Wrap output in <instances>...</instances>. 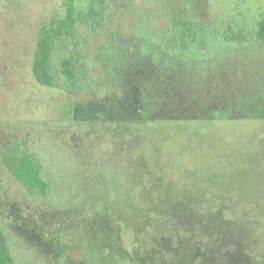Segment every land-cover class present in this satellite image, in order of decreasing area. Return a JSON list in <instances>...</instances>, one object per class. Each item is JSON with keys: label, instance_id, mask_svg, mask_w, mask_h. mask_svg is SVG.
Returning a JSON list of instances; mask_svg holds the SVG:
<instances>
[{"label": "rangeland", "instance_id": "374dc122", "mask_svg": "<svg viewBox=\"0 0 264 264\" xmlns=\"http://www.w3.org/2000/svg\"><path fill=\"white\" fill-rule=\"evenodd\" d=\"M76 4L78 11L102 4L113 29L98 39L107 65L98 94L73 95L33 78L38 27L60 13L61 0H0V229L12 256L21 264H204L198 214L217 206L224 188L237 206L238 178L248 197L264 201V118H256L264 116V40L256 38L264 0ZM182 34L195 45L158 63L166 81L185 87L174 110L222 117L125 121L135 107L116 86L142 58L154 66L163 43ZM62 51L57 45L52 56L57 77ZM14 139L41 161L46 195L29 194L4 167L1 149ZM252 179L258 193L247 186ZM170 209L179 213L169 220ZM173 240L181 243L178 259L155 252Z\"/></svg>", "mask_w": 264, "mask_h": 264}, {"label": "trees", "instance_id": "16d2710c", "mask_svg": "<svg viewBox=\"0 0 264 264\" xmlns=\"http://www.w3.org/2000/svg\"><path fill=\"white\" fill-rule=\"evenodd\" d=\"M106 13V7L102 4L91 5L84 11H78L76 0H61L60 13H54L43 20L38 27L31 63L34 80L40 85L62 88L73 95L98 94L106 83L104 78L107 75L105 73L107 65L102 58L103 50L101 49L103 48L100 49L103 44L98 43V39L103 33H108L107 36L113 33ZM185 34L180 37L172 36L163 43L164 53L162 54L164 55H160V59L157 58L159 61L154 66L146 63L144 57L128 73L127 82L117 84L116 88H119L117 91L120 90L132 98L135 107L125 121L186 122L190 119L210 120L222 117L203 115V113L195 115L193 112L174 110V105L183 101V95L179 92L185 87L182 88L180 81L174 83H169L171 80L166 81L158 63L165 56L177 58L187 53L190 46L195 45V42L192 43L186 39ZM256 38L264 40V19L258 22ZM157 43L160 44L159 41ZM57 45L63 50L58 57V77L52 71V56ZM126 55L128 53H125ZM146 108H153V110L146 113ZM256 118H264V116ZM24 145L23 140L8 141L1 149L3 165L29 194L35 197L44 196L49 192L50 184L43 175L42 163L34 153L24 148ZM258 181V179H252L251 183L247 184V186L255 185L256 190H253L256 191L255 193L260 191ZM243 183L246 184V180L238 178L234 186L237 193L233 195V201L237 203V206L229 203L230 199L227 195L229 190L224 188L220 191L218 205H213L211 208L209 206L200 213L201 215L198 214L196 224H199L202 237L197 242L196 250L200 249L198 244L203 246L199 253L201 263L203 261L204 264H264V239L255 238L251 230L253 227L264 232V208L262 207L264 201L251 193H248V197L245 194L248 190L244 189ZM242 195H246L248 199L237 200ZM174 211L175 209H170L163 213L170 220L178 216L179 212L175 215ZM202 216L203 219H201ZM204 220L206 222H203ZM249 231L252 237L247 236ZM173 234L178 237L181 235L178 223L173 228ZM159 244L158 242L155 252L160 251L159 253L163 255L173 253L177 256L178 254L176 259L180 257L181 253L178 252L181 243L179 241H174L173 247L166 249L167 251L160 249ZM183 246L184 242L182 248ZM160 256L162 255H155L158 258ZM0 264H21L12 256L8 239L1 229Z\"/></svg>", "mask_w": 264, "mask_h": 264}]
</instances>
